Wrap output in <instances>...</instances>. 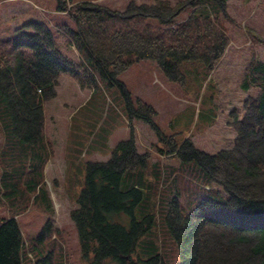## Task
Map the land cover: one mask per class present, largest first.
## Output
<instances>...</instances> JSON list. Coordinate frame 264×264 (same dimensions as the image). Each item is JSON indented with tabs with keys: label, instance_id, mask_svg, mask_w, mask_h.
<instances>
[{
	"label": "trees",
	"instance_id": "1",
	"mask_svg": "<svg viewBox=\"0 0 264 264\" xmlns=\"http://www.w3.org/2000/svg\"><path fill=\"white\" fill-rule=\"evenodd\" d=\"M56 2L75 23L62 32L77 57L57 47L42 21L29 22L32 32L0 38V130L11 145L0 153V205L11 210L0 216V264H61L50 222L29 243L16 215L33 201L50 206L43 103L55 95L62 74L90 88L97 81L118 82L132 64L151 59L180 78L181 61L200 60L213 70L228 44L223 22L229 17L218 6L208 9L205 0L130 1L123 10ZM240 85L255 94L245 101L243 117L233 121L232 147L213 154L191 139L179 144L163 135L148 103L139 100L131 109L157 131L179 168L162 175L151 170L148 181L132 128L107 160L87 163L84 187L69 213L86 264H264V62L252 57ZM190 198L195 200L187 204ZM33 242L41 243L38 259Z\"/></svg>",
	"mask_w": 264,
	"mask_h": 264
},
{
	"label": "rangeland",
	"instance_id": "2",
	"mask_svg": "<svg viewBox=\"0 0 264 264\" xmlns=\"http://www.w3.org/2000/svg\"><path fill=\"white\" fill-rule=\"evenodd\" d=\"M72 1L97 2L117 10H123L130 1L153 3V0ZM225 1L222 7L218 0H205L208 9L218 6L219 14L229 17L225 23L222 21L228 44L213 70L200 60H183L179 63L178 78L166 74L155 60L144 59L120 73L118 82L112 84L97 81L90 88H82L74 76L62 74L58 78L55 95L43 103L48 143L43 150V157L47 158L44 183L50 206L33 201L27 211L16 215L27 242L31 243L49 221L57 235L56 242L61 245L57 254L61 264H86L69 213L84 187L87 163L107 160L111 150L129 137L131 128L137 152L146 157L143 173L148 181L152 182L151 170L162 175L179 168V160L165 152V141L159 139L157 131L131 115L139 100L153 107V122L163 135H172L177 143L191 139L196 148L209 154L232 147L236 135L233 121L243 117L245 101L255 94L240 85L244 69L252 57L264 62V0ZM31 21L46 23L54 32L57 47L77 57L62 32L64 26L75 29V23L57 10L56 0H0V38L16 36L20 31L32 32ZM4 142L0 130V153L11 146ZM1 166L0 163V170ZM189 174L194 182L198 180L193 169ZM210 185L217 188L213 183ZM194 200L190 198L187 204ZM10 212L7 205H0V216H8ZM40 244L33 242L37 259Z\"/></svg>",
	"mask_w": 264,
	"mask_h": 264
}]
</instances>
